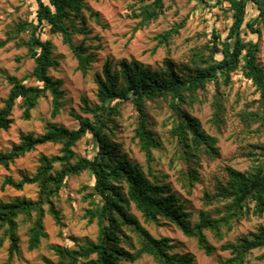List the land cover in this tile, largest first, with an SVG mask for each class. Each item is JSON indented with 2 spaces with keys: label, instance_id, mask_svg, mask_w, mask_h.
Listing matches in <instances>:
<instances>
[{
  "label": "trees",
  "instance_id": "trees-1",
  "mask_svg": "<svg viewBox=\"0 0 264 264\" xmlns=\"http://www.w3.org/2000/svg\"><path fill=\"white\" fill-rule=\"evenodd\" d=\"M213 6L229 3L228 24L225 33L213 29L208 41L196 45L184 61L176 62L168 54L163 65L152 69L140 60L107 59L101 71L94 73L98 102L91 104L82 97L81 110L88 116L77 115L78 125L68 128L48 121L45 131L35 135L21 133L19 141L8 151L0 152V167L9 168L38 146L47 143L60 145L59 153L42 154L33 174H23L18 180L6 177L2 187L10 185L23 190L35 184L34 198L0 199V248L9 241L11 260L20 250V224L29 223L27 248H38L46 236L45 219L50 216L62 224L57 199L67 179L84 171L93 178L84 186L88 206L84 217L96 223L93 239L56 247L57 259L45 258V264H134L145 255L156 264H192L194 257L174 253L175 244L168 236L155 237L132 213L134 206L147 222L171 223L187 236L197 238L199 246L211 254L213 246L207 231L222 239L244 220L264 215V70L259 65V42L249 37L260 36L264 26V0H214ZM83 0H37L35 16L18 21L8 31L7 41L15 40L16 47H25L34 60L32 71L24 77L8 75L11 87L0 107V134L13 123V111L18 105L21 117L29 120L41 97H52L51 116L61 110L64 97L63 81L51 74L58 65L53 56L51 38L42 34H59L78 60V69L87 74L95 60L90 46L74 35L86 28ZM256 16L249 19L250 10ZM166 10L165 0H141L133 14L138 18L136 29L149 26ZM98 17V13L91 11ZM185 20L158 35L160 44H169L179 34ZM26 34L27 38L22 35ZM241 70L243 78L251 81L258 98H251L237 111L236 141L241 154L251 159L246 170L231 165L220 169V176L212 179V186L201 196L202 207L198 219L191 223L182 197L173 191L170 182L160 180L152 173L154 151L163 149L162 135L172 146L170 162L177 164L176 178L188 194L201 182L204 163L221 156L219 136L227 129L226 87L233 83L232 73ZM36 83H29L28 80ZM211 98V124L215 133L203 129L193 115L195 103ZM132 105L133 140L144 153L148 175L134 163L118 139L123 109ZM166 108L169 112L163 133L157 130L156 114ZM85 136L92 142V151L77 157L75 147ZM252 138L251 141L245 140ZM60 167L56 168V164ZM152 176V178L150 177ZM231 257L220 264H244L264 248V223L255 230L239 236L236 242L223 243ZM264 261V252L255 255Z\"/></svg>",
  "mask_w": 264,
  "mask_h": 264
},
{
  "label": "rangeland",
  "instance_id": "rangeland-1",
  "mask_svg": "<svg viewBox=\"0 0 264 264\" xmlns=\"http://www.w3.org/2000/svg\"><path fill=\"white\" fill-rule=\"evenodd\" d=\"M86 15V28L83 33L74 35L75 42L82 40L90 46V52L95 54L89 72L83 74L78 69V60L68 45L64 44L61 35H53L48 32L43 37L51 38L53 43V56L57 59L58 65L51 69V74L62 79L65 91L62 99L63 104L60 112L51 116L52 97L47 94L41 97L39 103L32 111V117L25 120L21 117L22 109L17 105L13 111V123L8 130L0 134V152L8 151L14 143L19 141L21 133L31 132L35 135L45 131L48 121L74 128L78 125L77 115L88 116L81 110L82 97H86L89 103L98 102L97 84L94 80V73L101 71L103 63L107 60L138 59L144 65L152 69L163 65L164 58L169 54L176 62L184 61L190 50L196 45L205 44L213 29L220 32L226 31L228 24L227 9L229 3L224 1L221 5L213 6L214 0H165V12L149 26L136 29L138 18L134 17L133 11L140 4L141 0H83ZM37 8V0H0V107L4 104L10 90L8 75L24 77L28 75L34 66L33 58L27 55L25 47H16L15 40L7 41L8 31L18 21L33 18ZM250 10V9H249ZM97 12L98 17L91 14ZM256 16L250 10L249 19ZM185 20L184 26L180 29L169 44H160L158 35L172 26ZM261 25V35L250 34L249 37L259 42L257 59L264 70V26ZM27 38L26 34L22 35ZM233 83L226 87L228 94L227 101V129L219 136L218 146L221 156L214 161L204 163L202 169V180L194 188L192 194L186 193L176 178L177 164L170 162L172 146L162 135L164 142L163 149L155 150V161L151 168L152 173L157 174L160 180L170 182L173 191L179 194L186 203L188 211L191 212V223L198 219L202 207L201 196L206 189L212 186L214 176H220V169L225 165H231L239 170H246L251 159L241 154L236 141L237 120L235 114L245 107L248 100L258 98L259 92L251 81L243 78L241 70L232 73ZM29 83H36L28 80ZM211 98L201 103L197 102L192 108L206 131L215 133L211 124L212 108ZM132 105H126L123 109L121 131L118 132V139L122 142L124 150L129 154L134 163L139 164L148 174L150 170L146 163L144 153L139 149L133 140V117ZM169 112L166 108L161 114H156L157 130L163 133L169 126L165 124ZM216 134V133H215ZM264 140V136L262 138ZM247 139L246 142L251 141ZM92 142L88 136L83 137L76 145V158L88 155L92 151ZM60 145L47 143L38 146L24 157L18 158L9 168L0 167V199L9 200L15 197L34 198L37 193L35 184L26 185L23 190H17L10 185L2 187L6 177L18 180L23 174H33L38 166V158L42 154L52 156L59 153ZM60 165L57 163L56 168ZM152 178V176H150ZM93 181L89 172L84 171L77 176L67 179L66 186L61 190L57 199L58 207L61 210L62 224L54 223L50 216L45 219L46 236L42 238L38 248L28 250L27 228L29 223H21L19 227L20 250L10 260L8 257L9 241L5 240L0 248V264H45V258L57 259L56 247L73 245L74 242H83L93 239L97 234L96 223H88L84 217L88 201L85 200L87 190L84 186ZM132 213L142 224L155 236H168L175 244L174 253L180 255L189 254L194 257L192 264H220L222 260L231 257L229 249L222 247L223 243L236 242V239L249 231L255 230L259 224L264 223L263 217H252L244 220L241 225L225 234L224 238L218 239L211 232L207 231L209 242L213 246L211 254H207L199 246L194 236H187L178 227L171 223L147 222L134 206ZM264 252L263 249L255 250V254L244 264H264L255 258V255ZM134 264H156L151 256L145 255Z\"/></svg>",
  "mask_w": 264,
  "mask_h": 264
}]
</instances>
